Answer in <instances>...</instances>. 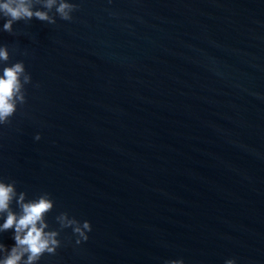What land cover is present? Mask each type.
<instances>
[{
	"label": "water",
	"instance_id": "95a60500",
	"mask_svg": "<svg viewBox=\"0 0 264 264\" xmlns=\"http://www.w3.org/2000/svg\"><path fill=\"white\" fill-rule=\"evenodd\" d=\"M44 2L0 30L31 77L0 179L55 202L40 264H264V0Z\"/></svg>",
	"mask_w": 264,
	"mask_h": 264
},
{
	"label": "clouds",
	"instance_id": "9594fccd",
	"mask_svg": "<svg viewBox=\"0 0 264 264\" xmlns=\"http://www.w3.org/2000/svg\"><path fill=\"white\" fill-rule=\"evenodd\" d=\"M54 6L62 18H69L73 7L69 0H45V8L51 9ZM33 17L54 22L46 11L34 9L33 0H0V18L3 19L0 30L11 32L15 22L31 20ZM8 60L7 46L0 45V64ZM30 80L23 62L4 66L0 71V126L6 125L15 115L18 104L25 102L23 89ZM34 139L39 141L40 134L37 133ZM54 206L55 202L47 194L29 200L26 193L17 192L15 183L0 179V234L11 231V239L14 241L8 245L0 240V264H40L45 254H56L61 246L60 233L49 230L45 219ZM57 220L62 227L72 228L77 245L88 241V234L92 231L90 221L81 222L69 218L67 213H62ZM165 264H185V261L182 258L172 259L165 261ZM224 264H237V260L229 258Z\"/></svg>",
	"mask_w": 264,
	"mask_h": 264
}]
</instances>
